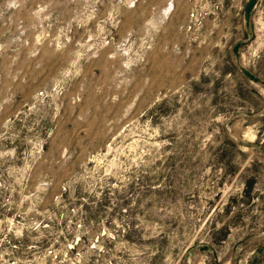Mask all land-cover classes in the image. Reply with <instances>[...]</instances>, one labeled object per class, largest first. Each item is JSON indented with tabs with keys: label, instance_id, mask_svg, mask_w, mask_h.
<instances>
[{
	"label": "rangeland",
	"instance_id": "1",
	"mask_svg": "<svg viewBox=\"0 0 264 264\" xmlns=\"http://www.w3.org/2000/svg\"><path fill=\"white\" fill-rule=\"evenodd\" d=\"M245 1L0 0V264H264Z\"/></svg>",
	"mask_w": 264,
	"mask_h": 264
},
{
	"label": "water",
	"instance_id": "2",
	"mask_svg": "<svg viewBox=\"0 0 264 264\" xmlns=\"http://www.w3.org/2000/svg\"><path fill=\"white\" fill-rule=\"evenodd\" d=\"M255 3H256L255 0H246V1H245V4H244L243 9H242V12H241V14H242V16H243V20H244L243 25H244L245 28H248V23H249V18H250L249 13H250L251 9H253ZM238 46H239L238 43H234V45L232 46V48H231V52H232L233 54L236 53V51H237V49H238ZM240 71L246 76V78H247L248 80H251V81L257 82L256 76H254V75H253L251 72H249L248 70H246V69H244V68H243V69L240 68Z\"/></svg>",
	"mask_w": 264,
	"mask_h": 264
},
{
	"label": "built area",
	"instance_id": "3",
	"mask_svg": "<svg viewBox=\"0 0 264 264\" xmlns=\"http://www.w3.org/2000/svg\"><path fill=\"white\" fill-rule=\"evenodd\" d=\"M191 16H192V12H189V13H188V17H191Z\"/></svg>",
	"mask_w": 264,
	"mask_h": 264
}]
</instances>
